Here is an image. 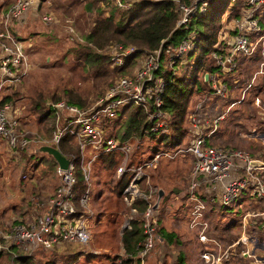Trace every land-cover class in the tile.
I'll list each match as a JSON object with an SVG mask.
<instances>
[{
    "label": "trees",
    "instance_id": "trees-1",
    "mask_svg": "<svg viewBox=\"0 0 264 264\" xmlns=\"http://www.w3.org/2000/svg\"><path fill=\"white\" fill-rule=\"evenodd\" d=\"M46 1L50 2V0H37L36 5L25 16L32 19L33 14H35L34 16L38 17L40 25L47 27H60L59 23L62 21L66 37L70 39L72 37L70 41L76 37H73L67 29V26L70 25L74 31L71 17L72 7L79 5L83 12L93 15L88 31L82 34L79 49L75 50L76 52L73 51V59L91 67V77L99 90L97 97H101L105 90L113 84L112 81L106 85L108 71L102 65L105 60L109 65L110 55H100L99 53L108 44H116L121 49L134 48V54L124 57V62L127 58L132 59L134 57H138V62L142 53L156 50L161 44V63L165 51L168 49L176 50L181 40L187 35L189 36L191 47L186 52L180 53L170 66L168 64L164 66L161 63L160 69L154 76L156 81L149 83L153 88L159 82L158 80H161L163 84L160 94V109L165 114L167 131L151 130L150 128L155 123L148 119L146 111L134 104H123L120 108H115L112 116H100L98 119L101 126L110 128L105 131L104 136H112L119 144L129 143L133 149L151 151L152 153L171 151L186 136L184 125L187 126L186 131L189 127L193 129L191 114L196 117L198 122L200 121L199 123L205 119L212 121L223 115L222 119L217 121L218 127L215 126L213 132L205 140L206 145L213 146L212 141L217 135L221 132L232 131L230 128L235 127L232 123L233 119L238 120L237 117H240V113L247 114L245 116L249 119L253 115L258 116L261 109L264 110V56L260 55V49H264V42H259L250 54L236 51L233 55L234 67L230 72L221 70L216 62V57L213 55L214 53L224 56L227 52L229 37L234 33V30L231 29V21L245 11L246 0H208L203 13H196L187 24L177 27H175V23L179 17L178 2L173 0H118L120 5L117 4V0H51L49 7L45 4ZM178 1L187 3L188 0ZM12 2L13 0H6L5 4L0 3V19L3 11ZM43 14L50 15L51 20L48 23L42 21ZM258 22L260 31L257 34L252 33L251 37L264 34V19H258ZM17 36L23 39L22 36ZM25 46L27 50L29 47L32 50L34 43L30 41V46L27 44ZM26 49L24 47L25 52ZM56 61L54 59L51 68L56 67ZM260 64L262 65V72H259L258 69ZM124 68L122 65H114L112 71L122 73ZM204 73H207L208 76H216L218 80L228 84L231 82L229 78H233L234 80L230 83L233 88L232 96H234L232 101L239 100L241 97L238 106L225 112L226 107L232 102L230 101L232 96L227 94L225 97H220L213 94L209 80H203ZM129 74L131 72L122 73L120 76ZM24 77L15 85L10 87L5 85L0 89L1 104L10 102L12 108L16 105L19 106L17 104L20 100L18 99L20 97L19 89ZM65 95L67 99H55L54 95L47 99L39 94L37 97L29 99L26 108L23 107L13 115L16 120L13 129L18 133L22 132L23 136L28 139L25 146L20 147L16 143L10 147L6 137L0 135V228L6 223L5 220L9 221V227L14 224L28 225L36 222L40 213H44L49 208V200L54 198L55 189L59 184L56 173L58 166L51 155L41 151L37 152L38 147L46 145L45 143L55 148L50 143L52 133L56 127L65 124L63 120H60V124L55 123V110L51 108L50 103L64 100L66 103L74 104L82 109L89 106V103H85L79 95L73 92ZM16 96L17 98H15ZM255 96L259 98L258 105L253 103ZM192 97L193 103L190 107L188 103ZM220 99L225 100L223 105L220 103ZM149 102L153 110L152 100ZM72 127L77 128L78 126L73 125ZM56 149L62 153L70 151L76 157L72 198L75 210L73 214L66 217L76 220L81 217V208L83 207L79 205L77 197L79 193H83L89 187V182L87 184L83 180L81 170L78 168L80 159L78 141L71 134L62 135ZM84 150H89L91 154L82 156L83 161L88 160L90 155H94L89 163V174L91 178H94L98 184L105 188L106 192L102 193L103 200L111 197L120 201L128 211V207L122 202L121 196L130 179L131 172L128 171L116 176V168L121 164L124 156L122 151L103 152L102 146L95 148L91 143H87ZM4 165L10 166L8 172L4 169ZM3 174H6L7 181ZM138 186L140 189L146 190L143 182L139 183ZM204 196L207 198L204 197L202 201L200 200L203 206L206 203L214 205V201L211 199L213 198L212 194L206 192ZM5 200L8 203H5ZM46 204L48 207L44 210ZM144 205L145 201L140 199H135L131 204L137 213L143 210ZM115 206L114 210L116 211L119 206L117 204ZM123 207L122 214L126 212L125 207L123 211ZM231 208L239 211V214L245 211L242 210L243 207L235 205ZM156 213L158 214L159 210ZM53 217V222L50 224L52 229L56 227L54 225L58 221L55 210ZM138 223L136 219H131L130 227L118 235L119 245L124 254L127 255L123 264H143L145 257L140 258L137 255L143 237ZM156 224L157 219L154 227L159 244L164 245V247L167 245L177 247L180 244L174 231L164 229L163 226L156 229ZM227 228L224 226V229ZM71 244L83 245L62 241L52 243L48 247L37 245L30 254H26L24 251L23 254L21 245L8 244L9 247L5 250L0 249V264H30L35 256L50 254L59 246ZM133 258H136L134 262ZM47 262L52 264L50 261ZM181 263L182 254L178 252L175 264Z\"/></svg>",
    "mask_w": 264,
    "mask_h": 264
},
{
    "label": "built area",
    "instance_id": "built-area-1",
    "mask_svg": "<svg viewBox=\"0 0 264 264\" xmlns=\"http://www.w3.org/2000/svg\"><path fill=\"white\" fill-rule=\"evenodd\" d=\"M173 1L178 2L177 9L179 11L175 27L187 24L196 13H203L208 2V0H188L187 3L179 2L178 0ZM36 3L37 0H13L1 15L0 89L5 85L10 87L18 83L28 70L27 55L24 50L25 41L20 39L15 31L19 26L21 27L26 13ZM117 4L120 5L118 0ZM244 10L240 16L233 18L231 21V29L234 30V33L229 37V48L225 55L220 56L213 53L220 69L227 72H230L234 67L233 55L236 51L250 54L259 42H264V34L251 37L252 33L257 34L260 31L258 19H264V0H246ZM41 19L43 22L48 23L51 17L48 14H43ZM69 32L74 35L72 27ZM190 47L191 41L187 35L177 45L176 50L169 55L168 66L174 63L175 58L180 53L186 52ZM116 51L118 52L116 53L118 62L115 61V65H121L124 57L134 54L133 47L121 49V47L116 46ZM161 53V44L156 50L142 53L131 74L122 75L115 79L103 95L86 109L78 108L73 104L66 103L64 100L50 103L51 108L55 110V123L60 124V120L65 122L64 125L56 127L53 131L50 143L56 148L62 135L71 134L76 137L80 156L79 166H77L81 170L82 178L87 184L90 173L89 163L94 157L92 154L88 160L83 161L82 156L91 154L89 150H84L87 143L93 144L95 148L102 146L103 152L122 151L124 156L121 164L116 168V176L128 171L131 172L130 179L122 191V200L130 208V216L127 218L129 221L136 218L135 214L137 212L131 206L134 200L145 201L143 210L137 213L140 214L138 221L143 235L139 244L140 247L137 250V255L140 258L151 250L156 239L154 227V212L156 208L152 207L154 204L150 197L152 189L145 177L149 172L155 174L156 167L161 160L180 158L181 154L186 153L192 155L194 161L187 175L189 198L193 202L192 206L194 207L191 221L196 223L195 219L199 215L197 209L202 208L200 200L193 194V191L197 190L201 185H204L208 192H211L209 194H212L213 198H217L221 205L231 204L242 208V205L234 203V201H237L239 196L246 195L250 197L252 204L257 202L260 204V208L256 211L247 212L245 210L242 212L243 221L244 219H248V221L242 222L243 225L238 231L236 238L227 247L243 245V251L239 253V257L251 262H257L255 249L252 246L248 247L247 243L256 240L257 232L264 231V160H254L243 151L206 145L205 139L215 129L216 119L211 121L213 124H208L210 121L207 119L199 123L200 121L198 122L196 118L192 117L194 115L191 114L190 119L194 128L192 132L195 131L191 141L186 145L179 144L171 151L148 152L147 155L152 153L149 159L145 157L147 151L133 149L129 143L119 144L112 136H104L105 128L103 130L102 127L95 125L100 116H112L118 106L134 104L146 111L148 119L154 121L155 124L150 128L151 130L167 131L165 114L160 109V94L163 84L161 80H158L159 82L155 85V88L149 85L150 82L154 83L156 81L154 76L161 67ZM260 55L264 56L263 48L260 49ZM207 79L213 94L220 97L226 96V89L216 76H208L207 74ZM150 100H152V105L154 106H152L153 110L150 107ZM255 102L259 103L258 99ZM13 115L10 102L0 103V135L6 137L10 147H13L16 143L22 147L28 143V139L23 136L22 132L18 133L13 129L14 125H16ZM218 118H221V116ZM73 125L78 127L73 128ZM260 125L261 127L259 128H253L252 132L264 134V117ZM197 129L204 130V134L201 131L197 132ZM45 144L48 145L47 143ZM60 154L68 159V163L64 169L56 167L59 184L55 189L54 198L49 200V208L42 216L36 218V222L28 225L14 224L10 226L9 232L2 235L5 245H21L23 251L26 254H30L37 245L48 247L52 243H60L62 241L86 245L90 241V234L87 230L84 216L76 220L66 218L73 214L75 210L72 198L76 157L72 153L60 152ZM135 154L140 157L132 161ZM252 161H256V163L253 164ZM256 171H260L261 175L256 174ZM142 182L144 186L148 185L144 191L138 186ZM87 191L88 188L83 193H79L77 197L79 205L83 207H86ZM54 210L58 221L54 225L56 227L52 229L50 224L53 222ZM245 223L250 226V232L245 229ZM250 234L253 236H250ZM202 236L204 235L200 234L199 231V240H204ZM260 242H264V240ZM213 245H215V249H220L214 240ZM0 249L2 248L0 247ZM232 262L234 264V261Z\"/></svg>",
    "mask_w": 264,
    "mask_h": 264
},
{
    "label": "rangeland",
    "instance_id": "rangeland-1",
    "mask_svg": "<svg viewBox=\"0 0 264 264\" xmlns=\"http://www.w3.org/2000/svg\"><path fill=\"white\" fill-rule=\"evenodd\" d=\"M81 9L82 7H80L79 5H74L71 10V17L73 19L72 23L74 24L73 37L76 36L75 38H73V41H70L71 39L66 37V32L64 31L62 21L59 23L61 28L43 26L40 25L38 17L34 16L35 14H33V18L31 20L29 19L30 22L27 21V23L24 24L23 28L20 29L19 26L18 29L15 31L17 35L23 37V40L25 41L24 45L27 44V46H30V43L27 42L25 38L29 37V40L33 41L34 43V48L31 50V47H29V50H27L25 46L28 71L19 89L20 97L18 99H20L21 101L18 100L17 104H19V106L16 105L14 108H12L13 114L20 111V109H22L23 107L26 108L29 99L35 98L39 94H41L42 97L47 99H50L51 95H54L55 99H67V96L65 94L73 92L79 95L83 99V101H85V103H89V106L92 105V103L99 98L97 97V93H99V90L98 88H96L95 82L91 77V67H89L88 64H83L82 62L78 63L73 59V51L79 49V45L82 42V34L88 31L93 17L92 14L83 12ZM70 28V25L67 26L68 31ZM115 45L116 44L110 43L105 46L102 51L99 52L100 55H110V60L108 62L109 65L106 63V60L103 61L102 64L103 67H105L108 71V73L106 74V85H108L107 83H110L112 81L114 82V79H116L122 73H130L134 69L138 59V57H134L132 59L127 58L125 62L122 61L121 65L123 66V68L125 67L124 69H122V73H114L112 71V67L115 65V61L118 62V60H116V53H118L116 51L117 45ZM174 51L175 49H168L163 53L161 59L162 65L165 66L167 64L169 60V55ZM54 59L57 60L55 62L56 67L51 68ZM104 88L106 89L107 86ZM15 98H17V96ZM192 103L193 97L189 99L188 105L191 107ZM118 108H120V106H118L117 109ZM192 117L196 118L195 116ZM232 123L235 122L233 121ZM95 125L97 127L105 128V131L110 129L109 127L100 126L98 122H96ZM186 128L187 126L184 125V134H186V136L180 143L182 145L188 144L191 141L192 136L195 134V131L192 132L191 127H189L187 131ZM230 130L232 131L221 132L215 137L213 141L211 140L213 142V145L232 149L244 148L250 138H241L236 128H230ZM105 131L104 135L106 134ZM198 131L203 132V134L205 132L204 130L197 129V132ZM261 134L262 133H253V136L261 138ZM255 147L258 149V151L263 149L258 144H256ZM148 152L151 151L146 152L145 157L147 159L152 156V153L147 155ZM68 153L72 152L69 151ZM139 157V155L135 154V157L132 161L139 159ZM193 161L194 157L188 153L181 154L180 158L161 160L157 165L159 166V171L156 174H152L151 172H149L148 175L145 177V180L147 179L148 183H150L149 186L152 189V193L150 195L152 202H156L157 190L162 189L163 191V197H160V199L157 201V206L155 207L156 209L154 212L155 221L157 219L156 229L163 226L164 229L172 230L176 234H179L183 231L182 234L186 238L189 234L192 233L191 231H200V234L204 235L202 236L204 240H200V260L204 261L203 264H222L220 260L223 258L222 256L226 253V249H230L232 251L231 254L240 253L241 251H243V245H237L234 247L227 248L225 246L236 238L238 232H236V230L232 228L228 230L226 229L225 234L227 231V235H224V239L222 241H216L214 239V227L216 226V222L213 221V218L216 214L218 215L219 207L216 203H214V205L206 203V207L203 206L201 201L204 199V193H206V191L202 186H200L197 190L193 191V194L197 196L199 200H201L200 205L202 206L201 209H197L199 215L195 219V222H198L199 220L200 222L198 223V225H194V221L189 222L188 220V218L192 219L194 211V207L189 204L190 202L188 204L183 203L182 205L178 203L180 199L177 198H184L186 195L190 196V192H188L189 190L187 175L189 169L192 168ZM185 167H187L188 169H186ZM4 169L6 170V172H8L10 166L4 165ZM256 174H258L259 176L261 175L260 171H256ZM3 177L5 178L6 174H3ZM5 180L7 181L8 179L5 178ZM88 182L89 187L87 191L86 207L81 208L80 214V216L87 217L85 223L87 226V230L90 234V241L88 242V244H71L59 246L57 249L54 250V252L50 254L35 256V258L30 262V264H50L47 261L52 262V264H123V260L127 258V255L124 254L122 247H120L119 245L118 235L123 230L128 229L130 227V221L129 219H127L130 216V208L127 206V211V208L124 206L126 212H123L122 214L121 212L123 204L120 201H117L111 197H109L111 201L109 200V198H105L103 200L102 193L106 192V190L102 185L98 184L94 178H91L90 174ZM147 186H145V188ZM141 190L139 191L141 193H144ZM172 193L177 198H173ZM169 200H172L173 203H169ZM251 200L252 199L250 197L243 195L239 196V199L237 201H234V203L242 205V210H245V206ZM5 203L8 202H6L5 200ZM115 204L119 206L118 210L116 211L114 210V207H116ZM47 207L48 205L46 204L44 210H46ZM157 209L159 210L158 214L156 213ZM234 212H236V210L232 208L230 211V215L228 216H234ZM41 213L40 216L44 214ZM238 213L240 212L238 211ZM135 215V219L138 221L140 214L136 213ZM225 221H227V218L222 219V222L225 223ZM5 222L6 223L0 228V247L4 250L8 248L9 245H5L4 241L2 242V235L4 233H8L11 229H7L10 224L9 221L5 220ZM139 225L140 224L138 223V226ZM139 228L141 230V225L139 226ZM213 240L220 247L219 250L215 249V245H213ZM158 247H160L159 240L156 239L152 247L153 249L151 248V250L144 256L145 258L143 260V264L148 263L147 261L149 260V257L152 253L155 256L162 258V252L160 251V249L156 250ZM203 254H205V256H203ZM225 257L226 256H224V258ZM135 259L136 258H133V262L135 261ZM244 259L245 258L239 257V261L234 262V264H244V261L246 260ZM228 264H233V262L231 261V263Z\"/></svg>",
    "mask_w": 264,
    "mask_h": 264
},
{
    "label": "crops",
    "instance_id": "crops-1",
    "mask_svg": "<svg viewBox=\"0 0 264 264\" xmlns=\"http://www.w3.org/2000/svg\"><path fill=\"white\" fill-rule=\"evenodd\" d=\"M5 2H6V0L0 1V3H3V4H5ZM45 4L48 7L50 6V2H48V1H46ZM30 20H29L28 16H25L23 21H22V25H21L20 29L24 27V24L27 23V21L30 22ZM25 38H26V41L30 43L29 37H25ZM261 66L262 65L260 64L258 67L259 72L261 71ZM253 76H254V73H253ZM229 79L231 82L234 80L233 78H229ZM220 82L223 83L221 80H220ZM230 83L229 84L227 82L223 83V85L226 89V96H227V94H229L230 96H232V94H233V88L231 87ZM235 83H236V81H235ZM250 85H251V82L249 83V87H250ZM233 99H234V96H232L230 98V101H232ZM240 99H241V97H240ZM256 99H258V101H259L258 96H255L253 99V103L255 105H258L259 103L255 102ZM239 100L230 102V104L226 107L225 112L231 108L238 106L237 104H238ZM224 102H225V100L220 99V103L222 105ZM259 109H260V107H259ZM245 115H247V114H241L240 113V117L238 120L233 119V121L235 122L233 124L235 125L234 128H236V130H238L237 132H239V135L241 136V138L248 137V138H250V140L246 143L244 148L235 149V150H239V151H243V152L247 153L254 160L259 159V160L263 161L264 160V134H261V136H262L261 138L260 137H254L252 129L261 127L260 123L264 117V110L261 109L258 116L253 115L249 119H247ZM220 116H221V118H215L216 119V122H215L216 127H217V121L221 120L223 117V115H220ZM220 116H218V117H220ZM208 124H213V123L210 121V122H208ZM256 144L260 145L263 149L258 151V149L255 147ZM216 147H221V146H216ZM233 147H235V146H233ZM221 148H225V147H221ZM225 149H232V148H225ZM37 152H39V151H37ZM185 168L188 169L187 167H185ZM158 171H159V166L156 167L155 174ZM201 186H203V188L205 189L207 194L211 193V192H208L207 188L204 185H201ZM172 195H173V198H177L173 193H172ZM188 198H189L188 195H186L184 198L183 197L177 198V199H180V201L178 203H180V205H182L183 203L188 204L190 202L189 204L192 205L193 202ZM211 199L219 207L218 208L219 209L218 215L214 214L215 217L213 218V221L216 222V224L214 223L216 225L214 227V231H215L214 239L216 241H222L224 239V235L225 236L227 235V231L225 234L226 229H224V226L228 227L227 230L232 228V229H235L236 232H238L243 225L242 222H246V221H248V219H244V221H243V219L241 217V215L243 213L239 214L237 210H236V212H234V214H233L234 216H228V215H230V211L232 209L231 206H233V205H231V204L230 205H221L217 198L214 197ZM169 203H173L172 200H169ZM252 203L253 202L250 201L245 206L246 207L245 210L247 212L259 210L260 204L257 203V205H256V203H254V204H252ZM226 208L228 210H225ZM157 211H158V209H157ZM224 218H227V221H225V223L222 222V219H224ZM188 220L191 221L190 218H188ZM199 222L200 221L198 220V222H196L194 225H198ZM196 228H198V227H196ZM245 229H247L248 232H250V226L248 224L245 225ZM182 232L177 234L179 241H180V244L177 245V247H175L173 245H167L166 247H163V245L159 244L160 247H158L156 250L160 249V251L162 252V258L157 257L152 253L149 257V260L147 261L148 262L147 264H175L176 255L178 252H180L182 254V263L181 264H200V263L203 264L204 261L200 260L199 231H197V230L191 231L192 233L189 234L187 238L182 234ZM250 236H253V235L250 234ZM261 240H264V231L263 232H260V231L257 232L256 240L251 241L250 243L249 242L247 243L248 247L252 246V248L255 249L256 258L258 261L257 262H251V261L244 259L246 261V263L244 261V264H264V242H260ZM229 244L225 245L226 248ZM231 253H232V251L230 249H226V253L222 256L223 258L220 260V262H222V264L231 263V260L234 262H237L239 259V253H233V254H231ZM224 256H226V257L224 258Z\"/></svg>",
    "mask_w": 264,
    "mask_h": 264
},
{
    "label": "water",
    "instance_id": "water-1",
    "mask_svg": "<svg viewBox=\"0 0 264 264\" xmlns=\"http://www.w3.org/2000/svg\"><path fill=\"white\" fill-rule=\"evenodd\" d=\"M203 80L204 81L207 80V73H205L203 75ZM37 150L51 155V157L54 159V161L56 162V164L59 168H61V169L66 168L67 163H68V159L66 157H64L62 154H60V152L56 148H54L50 145H42V146L38 147ZM252 162H253V164L256 163V161H252ZM162 195H163L162 189H158L156 202H154V204L152 205L153 208H155L157 206V201L160 199V197H162Z\"/></svg>",
    "mask_w": 264,
    "mask_h": 264
}]
</instances>
